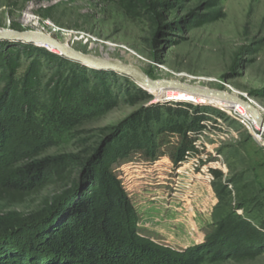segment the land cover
I'll return each mask as SVG.
<instances>
[{"label":"trees","instance_id":"1","mask_svg":"<svg viewBox=\"0 0 264 264\" xmlns=\"http://www.w3.org/2000/svg\"><path fill=\"white\" fill-rule=\"evenodd\" d=\"M115 1L129 17H137L138 9L150 13L146 0ZM217 19L207 17L199 26ZM118 78L113 71L89 69L44 47L0 41V201L22 203L50 185L66 184L36 215L0 219V264L242 263L264 254V221L254 223L238 214L219 222L205 243L185 250L143 233L141 216L116 173L117 164L136 154L157 161L169 153L178 166L194 151L205 122L225 115L213 105H148L107 129L87 158L39 160L53 149L55 138L111 113L124 99H152L134 85L136 95L121 98ZM225 191L222 186L217 194Z\"/></svg>","mask_w":264,"mask_h":264},{"label":"rangeland","instance_id":"2","mask_svg":"<svg viewBox=\"0 0 264 264\" xmlns=\"http://www.w3.org/2000/svg\"><path fill=\"white\" fill-rule=\"evenodd\" d=\"M146 1L150 13L138 9L133 18L115 0H0V30L49 34L84 54L136 66L152 80L238 95L264 116V0ZM165 2L173 6L162 7ZM207 17L219 19L199 26ZM124 78H118L121 98L136 95L132 85L142 89ZM148 94L151 100L124 99L111 113L58 136L53 149L39 160L59 155L87 158L101 145L107 129L143 107L171 102L163 100L166 94ZM171 95L175 98L167 93ZM191 98L194 101L171 103L213 105L224 111L220 119L227 125L225 140L213 146L214 154H206L211 162L196 172L194 181H178L169 153L157 161L136 154L115 166L141 216L142 232L179 250L205 243L219 222L235 214L254 223L264 221V136L256 138L260 133L239 112ZM214 170L221 173L220 180ZM189 182L193 184L186 190ZM222 186L226 191L221 196L217 190ZM65 190L66 184L58 182L22 203L0 201V219L36 215ZM206 264H264V254L242 263L224 259Z\"/></svg>","mask_w":264,"mask_h":264},{"label":"water","instance_id":"3","mask_svg":"<svg viewBox=\"0 0 264 264\" xmlns=\"http://www.w3.org/2000/svg\"><path fill=\"white\" fill-rule=\"evenodd\" d=\"M0 41H7L10 43H24L28 45L45 47L47 50H57L59 55H62L71 62H77L89 69H96L100 71H113L123 77L130 78L136 82L146 92L153 90H160L163 93L173 92H187L192 97L198 99H214L220 100L233 106H241L245 109L252 121L257 123L259 129L264 134V116L259 109L254 107L241 96H234L222 90H212L204 87H196L187 84H181L169 80H152L144 71L133 65H125L122 62L115 60H108L94 55L84 54L80 51L70 48L67 44L60 42L57 38L48 36L45 33H32L21 31L0 30Z\"/></svg>","mask_w":264,"mask_h":264},{"label":"built area","instance_id":"4","mask_svg":"<svg viewBox=\"0 0 264 264\" xmlns=\"http://www.w3.org/2000/svg\"><path fill=\"white\" fill-rule=\"evenodd\" d=\"M166 96L163 98V100H168L173 102H183V101H189L185 98L175 99V98H169L167 97V93H165ZM162 100V99H161ZM192 102V101H190ZM240 113V112H239ZM247 114V112L245 111ZM242 116V119L244 121L250 122L253 124L255 129L260 133V135L255 134L256 138L262 139L264 134L259 129L258 125H256L255 122L248 118L243 117V113H240ZM248 115V114H247ZM256 125V126H255ZM227 134V125L223 123V121L220 118H213L211 121L205 122V126L202 129L201 133L198 134V136L195 139L194 143V151L188 152L185 156V161L179 163L177 166V178H179L178 181L184 180L187 178L189 181H194V175L197 171L200 169H203L209 162L210 159H208L207 153L214 154V145L216 143H220L221 141L225 140V136ZM193 182H189L186 184V190H190ZM180 185V182H177V188Z\"/></svg>","mask_w":264,"mask_h":264},{"label":"bare ground","instance_id":"5","mask_svg":"<svg viewBox=\"0 0 264 264\" xmlns=\"http://www.w3.org/2000/svg\"><path fill=\"white\" fill-rule=\"evenodd\" d=\"M47 35L50 36L49 34H47ZM53 51L54 52H58L56 49L53 50ZM163 69H165V68H163ZM151 92L153 94H155L156 96L165 95V93L161 92L160 90H153ZM168 93H172L175 96V98H177V99H180V98H183V97L184 98H187V97L191 98L192 97L189 93H187L185 91H183V92H173V91H170ZM171 97H172V95H171ZM208 100L216 101V104L217 105H221L222 107H224L227 110H232V111H235V112L243 113V117L244 118H248V119L252 120L251 117L245 113V109L243 107H241V106L236 107V106H233L231 104H227L225 102H221L220 100L219 101L218 100H214V99H208ZM256 125H257V123H256Z\"/></svg>","mask_w":264,"mask_h":264}]
</instances>
